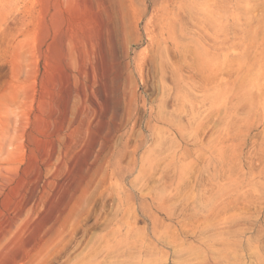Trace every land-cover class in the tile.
Instances as JSON below:
<instances>
[{
	"label": "rangeland",
	"instance_id": "374dc122",
	"mask_svg": "<svg viewBox=\"0 0 264 264\" xmlns=\"http://www.w3.org/2000/svg\"><path fill=\"white\" fill-rule=\"evenodd\" d=\"M0 264H264V0H0Z\"/></svg>",
	"mask_w": 264,
	"mask_h": 264
}]
</instances>
